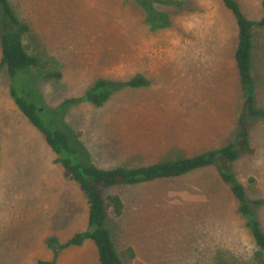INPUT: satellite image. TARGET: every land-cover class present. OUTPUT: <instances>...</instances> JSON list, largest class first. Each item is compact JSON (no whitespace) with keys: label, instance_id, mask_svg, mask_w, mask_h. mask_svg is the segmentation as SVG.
I'll return each instance as SVG.
<instances>
[{"label":"rangeland","instance_id":"374dc122","mask_svg":"<svg viewBox=\"0 0 264 264\" xmlns=\"http://www.w3.org/2000/svg\"><path fill=\"white\" fill-rule=\"evenodd\" d=\"M162 1L150 9L167 17L164 25L150 21L138 0H10L30 26L23 41L40 65L11 78L0 43V264L52 261L49 239L60 248L88 228L89 215L87 199L64 177L43 134L24 132L32 127L13 91L39 107L46 126L69 134L84 163L102 169L239 145L247 94L233 14L222 0ZM236 1L249 19L264 17V0ZM255 43V106L264 110V28H256ZM47 72L62 77L46 79ZM135 76L150 85L116 92L101 107L82 99L100 79ZM69 99L78 101L63 106ZM247 124L257 154L235 162L219 154L216 163L236 175L251 200H264V118L249 115ZM217 169L105 189L125 203L111 228L128 264H257L258 248ZM255 209L264 229V205ZM59 251L56 264H100L91 241Z\"/></svg>","mask_w":264,"mask_h":264},{"label":"trees","instance_id":"16d2710c","mask_svg":"<svg viewBox=\"0 0 264 264\" xmlns=\"http://www.w3.org/2000/svg\"><path fill=\"white\" fill-rule=\"evenodd\" d=\"M142 7L149 12V20L155 24L164 25L167 17L150 9L152 3H162V0H138ZM226 9L234 16L238 26V43L235 59L247 100L245 108L239 118L240 133L239 147L230 144L220 151H209L194 157L182 158L175 161H164L148 166L135 168L117 167L102 169L94 164H86L81 159L80 150L75 147L69 134L62 130H52L42 120L39 107L19 96L13 91L12 96L21 112L30 123L44 136L47 144L55 154L54 162L61 165L64 177L76 185L87 199L89 205L88 228L74 235L65 245L58 248L55 238H50L48 247L53 251L54 257L50 262L41 261L39 264H56L61 248L80 247L85 242L95 244L100 264H128L117 251L116 242L111 228L113 218H119L125 210V203L121 195L106 196L105 189L121 186H137L158 181L178 179L188 176L196 171L217 166L222 181L230 186L231 193L237 202V212L245 220L253 240L258 248L255 254L257 264H264V229L256 212V207L263 206L264 200H251L248 191L233 172L224 171L216 160L219 154L235 162L242 156L254 157L257 154L256 146L251 143L248 129V116L264 118V110L257 109L255 94V79L253 75V57L256 48L255 30L264 28V17L259 21L249 19L242 11L236 0H222ZM179 6V3H178ZM30 32V26L23 22L15 13L10 0H0V43L2 50L1 66H7L11 78L19 72L38 67L40 59L31 55L24 44V36ZM0 66V67H1ZM46 79L61 78L60 73L47 72ZM150 81L145 76H135L124 82L107 79L98 80L87 91L83 100L101 107L105 105L112 95L124 89H138L148 87ZM77 99L67 100L63 106L76 103ZM254 184L255 179L251 178ZM131 258L135 257L133 249H129Z\"/></svg>","mask_w":264,"mask_h":264},{"label":"crops","instance_id":"0c3cea01","mask_svg":"<svg viewBox=\"0 0 264 264\" xmlns=\"http://www.w3.org/2000/svg\"><path fill=\"white\" fill-rule=\"evenodd\" d=\"M24 115V114H23ZM24 118H25V121H27L26 122V124L27 125H29V126H31L32 128H29V129H31L30 131H24V132H32L33 131V128H35L32 124H30V121L26 118V116L24 115ZM23 120V119H22ZM23 122H24V120H23ZM20 131H22V130H20ZM49 146V145H48ZM49 148H50V146H49ZM52 150V149H51ZM64 175V174H63Z\"/></svg>","mask_w":264,"mask_h":264}]
</instances>
